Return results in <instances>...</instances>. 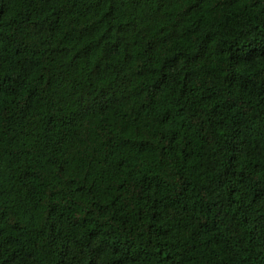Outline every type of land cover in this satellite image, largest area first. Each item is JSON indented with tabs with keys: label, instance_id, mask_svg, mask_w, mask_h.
<instances>
[{
	"label": "trees",
	"instance_id": "16d2710c",
	"mask_svg": "<svg viewBox=\"0 0 264 264\" xmlns=\"http://www.w3.org/2000/svg\"><path fill=\"white\" fill-rule=\"evenodd\" d=\"M0 264H264V0H0Z\"/></svg>",
	"mask_w": 264,
	"mask_h": 264
}]
</instances>
